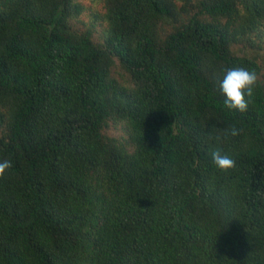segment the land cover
<instances>
[{
	"label": "trees",
	"instance_id": "1",
	"mask_svg": "<svg viewBox=\"0 0 264 264\" xmlns=\"http://www.w3.org/2000/svg\"><path fill=\"white\" fill-rule=\"evenodd\" d=\"M89 1L0 0V264H264V0Z\"/></svg>",
	"mask_w": 264,
	"mask_h": 264
},
{
	"label": "clouds",
	"instance_id": "2",
	"mask_svg": "<svg viewBox=\"0 0 264 264\" xmlns=\"http://www.w3.org/2000/svg\"><path fill=\"white\" fill-rule=\"evenodd\" d=\"M258 75L255 71L242 67L227 69L220 81V90L224 95V105L230 110L245 112L248 109L254 89L258 84ZM233 135L236 131L233 130ZM214 165L221 169L227 170L235 165V161L219 150L212 152ZM12 167V162L4 159L0 160V175Z\"/></svg>",
	"mask_w": 264,
	"mask_h": 264
},
{
	"label": "rangeland",
	"instance_id": "3",
	"mask_svg": "<svg viewBox=\"0 0 264 264\" xmlns=\"http://www.w3.org/2000/svg\"><path fill=\"white\" fill-rule=\"evenodd\" d=\"M84 3L87 5V8H86V13L83 14L81 16V21H77V25L78 26H82V21L83 20H86L87 22H89L91 19H90V16L96 12H103V8H102V4L98 3V2H91L89 0H83ZM101 6V7H100ZM97 27L100 29V30H103L104 26L100 24V20H98L97 22ZM97 35L100 36V34L97 32ZM116 134L119 135L121 134V132L118 130L116 131Z\"/></svg>",
	"mask_w": 264,
	"mask_h": 264
}]
</instances>
